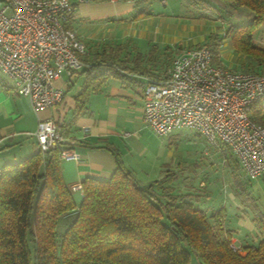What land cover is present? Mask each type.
I'll return each mask as SVG.
<instances>
[{"label":"trees","instance_id":"obj_1","mask_svg":"<svg viewBox=\"0 0 264 264\" xmlns=\"http://www.w3.org/2000/svg\"><path fill=\"white\" fill-rule=\"evenodd\" d=\"M190 2L216 10L223 18L230 13L210 0ZM223 2L234 10L252 12L251 22L230 23L224 37L230 36L238 50L264 65V46L255 41L264 24V0ZM121 49L96 56L93 65L83 70L87 79L94 71H101L96 77H125L121 70L146 73L121 59ZM88 89L86 84L81 96ZM251 118L264 126V97L253 104ZM220 143L232 158L230 147ZM113 150L115 172L109 180L87 178L79 204L63 179L61 146L2 167L0 264H191L192 253L202 264H264V211L236 171V195L252 213L260 237L242 247H235L233 233L219 223L225 208L210 214L198 207L191 192L175 189L170 170L151 184H142ZM234 160L237 169L241 165L238 158ZM73 211L74 218L60 233L61 216Z\"/></svg>","mask_w":264,"mask_h":264},{"label":"built area","instance_id":"obj_2","mask_svg":"<svg viewBox=\"0 0 264 264\" xmlns=\"http://www.w3.org/2000/svg\"><path fill=\"white\" fill-rule=\"evenodd\" d=\"M75 11L72 0L0 3V72L37 110L61 104L65 92L56 79L85 66L86 45L68 25ZM263 97L264 73L218 64L213 50L203 45L176 56L163 77L148 82L144 120L159 136L192 129L212 144L225 143L246 175L258 179L264 177V126L251 118V110ZM35 135L41 151L61 146L62 161L79 159L54 119H41ZM3 141L0 135V147ZM2 174L0 167V184ZM73 189L83 191V185Z\"/></svg>","mask_w":264,"mask_h":264},{"label":"crops","instance_id":"obj_3","mask_svg":"<svg viewBox=\"0 0 264 264\" xmlns=\"http://www.w3.org/2000/svg\"><path fill=\"white\" fill-rule=\"evenodd\" d=\"M4 1L0 0V3ZM72 1L76 11L68 25L77 32L80 40L86 41L88 49L86 47L85 66L82 69L72 76L62 72L55 81V85L65 92L61 104L50 109H35L29 97L16 91L13 80L0 72V135L4 137L0 147V167L24 160L39 151L35 135L39 121L52 118L58 123L67 145L79 154L78 160L62 161L63 179L79 204L83 191L74 190V186L83 185L87 178L109 180L115 172L117 162L113 149L120 153L123 164L133 171L142 184L149 185L163 177L165 163L162 153L148 139L153 129L144 120V89L150 80L163 77L165 73L144 64L141 54L130 65L122 58L121 49V59L131 67L141 66L140 70L149 74L121 70L125 77L110 74L96 77L101 71L97 74L94 71L87 79L88 73L83 70L93 65L95 57L102 53H114L120 46L112 50L91 48L103 43L102 37H98L101 29L106 25L113 26L124 16L133 13L139 0ZM259 38L258 34L256 41L259 42ZM86 84L89 89L85 96H81ZM75 212L61 216L60 233H64Z\"/></svg>","mask_w":264,"mask_h":264},{"label":"rangeland","instance_id":"obj_4","mask_svg":"<svg viewBox=\"0 0 264 264\" xmlns=\"http://www.w3.org/2000/svg\"><path fill=\"white\" fill-rule=\"evenodd\" d=\"M210 1L226 8L231 16L223 18L220 12L198 8L190 0H139L133 13L101 29V35H97L102 37L103 43L91 48L112 50L120 45L121 56L130 65L141 54L144 64L166 74L176 56L187 49L207 45L218 64L236 71L264 73V65L238 50L230 36L224 37L230 23L251 22L252 12L246 8H243L245 12L234 10L223 0ZM139 12L145 15H137ZM258 34L260 41L256 38L255 41L264 46V24L259 27ZM85 45L88 49L87 43ZM148 139L161 151L165 170H170L174 179L172 185L178 192H191L197 206L210 214L225 208L226 214L218 218L219 223L233 233L231 242L235 247L255 242L259 230L252 213L245 210L236 195L234 171L241 176L263 211L264 177L249 179L241 166L233 168L237 157L232 150L233 157L229 158L221 143L212 144L192 129H179L167 136H159L153 130ZM191 264H202L194 253Z\"/></svg>","mask_w":264,"mask_h":264}]
</instances>
